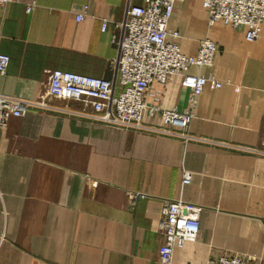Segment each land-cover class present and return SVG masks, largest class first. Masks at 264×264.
Here are the masks:
<instances>
[{
    "label": "crops",
    "instance_id": "1",
    "mask_svg": "<svg viewBox=\"0 0 264 264\" xmlns=\"http://www.w3.org/2000/svg\"><path fill=\"white\" fill-rule=\"evenodd\" d=\"M141 2L12 0L0 7V51L10 56L0 93L34 100L53 68L113 79L115 24L128 4ZM168 26L181 33L184 54L194 55L205 37L217 44L212 65L189 69L212 71L222 82L206 83L195 97L192 137L148 128L163 123L147 113L146 128L34 106L12 116L0 127V264H161V199L179 195L202 211L197 239L175 250L177 264H204L221 253L264 264V154L253 151L264 137V21L247 40L242 27L208 24L201 0H179ZM157 86L163 106H189L190 90L178 78ZM183 168L192 172L184 185ZM128 190L147 196L131 208Z\"/></svg>",
    "mask_w": 264,
    "mask_h": 264
},
{
    "label": "built area",
    "instance_id": "2",
    "mask_svg": "<svg viewBox=\"0 0 264 264\" xmlns=\"http://www.w3.org/2000/svg\"><path fill=\"white\" fill-rule=\"evenodd\" d=\"M12 0H0V7ZM179 0H142L130 3L124 18L115 25L121 33L117 39V53L109 60L114 78L85 74L72 70L53 68L47 70L46 84L38 98L29 100L0 93V127H5L12 116H23L31 106L90 116L110 125L131 128H146L142 123L145 113L157 116L163 127H148L160 132L177 135L184 140L192 136L188 126L194 116L195 97L206 83L214 87L222 85L209 71L206 74L192 73L191 66L213 64L217 44L205 37L199 42L197 52L187 55L181 52V33L170 28L168 22L173 5ZM182 1V0H181ZM208 15V24L222 21L232 27H242L247 40L256 39L264 21V0H201ZM86 7V6H84ZM30 7H27L29 10ZM83 13L76 15L83 18ZM101 29L106 30L108 19H101ZM10 56L0 51V72L8 66ZM172 78L190 90L189 106L180 109L165 107L161 103L164 86ZM74 101L79 109L61 107L54 100ZM254 152L264 154V137ZM182 185L192 179V172L183 168ZM92 184H95L92 181ZM130 207L144 192L126 191ZM158 231L162 238L158 257L161 264H177L174 253L188 241L196 240L199 233V217L202 207L185 200L182 195L162 198ZM2 237L0 238V240ZM204 264H250L247 258L237 253H221L208 258Z\"/></svg>",
    "mask_w": 264,
    "mask_h": 264
}]
</instances>
